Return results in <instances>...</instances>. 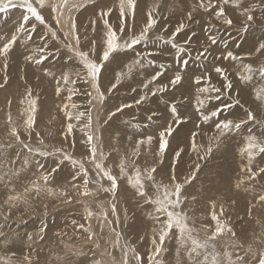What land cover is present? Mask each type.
Listing matches in <instances>:
<instances>
[{"label": "rangeland", "instance_id": "obj_1", "mask_svg": "<svg viewBox=\"0 0 264 264\" xmlns=\"http://www.w3.org/2000/svg\"><path fill=\"white\" fill-rule=\"evenodd\" d=\"M146 1L0 0V264H264V0Z\"/></svg>", "mask_w": 264, "mask_h": 264}, {"label": "bare ground", "instance_id": "obj_2", "mask_svg": "<svg viewBox=\"0 0 264 264\" xmlns=\"http://www.w3.org/2000/svg\"><path fill=\"white\" fill-rule=\"evenodd\" d=\"M53 0H49V2H51V3H53L52 2ZM109 1H111L112 2V0H109ZM117 1V3L118 4H121V1L122 0H116ZM154 0H149V2H153ZM47 2V1H46ZM146 2H148V0L146 1ZM148 2V6H150L151 4ZM168 2V1H167ZM104 3V2H103ZM66 4V3H65ZM65 7V6H64ZM138 7V6H137ZM172 7H174V2L172 3V6H170V8L172 9ZM60 8H61V6H60ZM143 8V7H142ZM58 9V8H57ZM138 9V8H137ZM58 12V11H57ZM61 20V19H60ZM69 21V20H68ZM63 24V23H62ZM67 26H69L68 27V30H67V35L68 36H74V33L76 34V32H75V24L74 23H72V24H70V23H68L67 24ZM64 27V26H63ZM78 39V38H77ZM124 41V40H123ZM75 44V46L77 47L78 46V42L76 41V42H74ZM80 49V48H79ZM83 53V52H82ZM80 54V53H79ZM82 55V54H81ZM84 55V54H83ZM82 55V56H83ZM154 55V54H153ZM86 59V58H85ZM84 59V60H85ZM34 67V66H33ZM219 67V66H218ZM41 67H39L38 69H40ZM63 72V71H62ZM34 76V75H33ZM32 80V79H31ZM30 81V80H29ZM36 81V80H35ZM99 81V80H98ZM91 82H93L92 80H91ZM102 82V81H101ZM94 83H96V82H94ZM104 83V82H103ZM102 84V83H101ZM94 86V85H93ZM15 116V115H14ZM18 118V117H17ZM38 120V119H37ZM9 121V120H8ZM74 126V125H73ZM50 130V129H49ZM177 134H180L179 132L177 133ZM203 135V134H202ZM181 136V135H180ZM182 137H183V135H182ZM178 138V137H177ZM183 140V139H182ZM181 140V141H182ZM185 141V140H184ZM115 142V141H114ZM198 142V141H197ZM120 143V142H119ZM122 144V143H121ZM186 144H188V143H186ZM118 145V144H117ZM131 145V144H130ZM132 146H134V144H132ZM230 149L231 148V146H230V144L229 143H226V144H224L223 145V147H222V149ZM132 149H134V147L133 148H130V150H129V153L132 151ZM138 149V148H137ZM136 151V150H135ZM134 151V152H135ZM125 153H123V155H124V157L123 158H125L126 157V159H128L129 157H127V155L126 154H129L127 151H124ZM116 154H117V152H115ZM122 153V152H121ZM131 154H132V152H131ZM145 155V154H144ZM237 155V154H236ZM146 156H148L149 158H150V160H151V156H150V154L149 155H147L146 154ZM113 158H115V156L113 157ZM141 158H146L145 156H141ZM116 159V158H115ZM112 161V160H111ZM128 161V160H127ZM137 161V160H136ZM123 163V162H122ZM128 164H130V163H128ZM136 165H137V163L133 166H129L128 165V168H135L136 167ZM125 166V165H124ZM139 167V166H138ZM126 169V168H125ZM136 169H137V167H136ZM109 170V169H108ZM114 170V169H113ZM131 170V169H130ZM130 170L128 169V171L127 172H130ZM112 171V170H111ZM120 171V170H119ZM118 171V172H119ZM134 171H136L135 169H134ZM138 171V170H137ZM141 171V170H140ZM143 171V170H142ZM125 173V172H124ZM120 174V173H119ZM118 174V175H119ZM123 175V174H122ZM127 175V174H126ZM129 175V174H128ZM160 179H162L163 181H164V183L165 184H167V185H170V181L168 180V178L166 177V175H160ZM162 183V182H161ZM147 184V183H146ZM166 185V186H167ZM55 194V193H54ZM196 198H193V199H189L188 201H187V203H189V208L188 209H190V208H194L195 206H197L199 203L198 202H202V201H204V200H208L209 199V196H207V195H205V198L204 197H201V196H198V193L196 194V196H195ZM201 198V199H200ZM197 211H199V210H197ZM201 213H203V211H200ZM125 244V243H124ZM131 256L132 255H130V259H131ZM154 258H156V257H154Z\"/></svg>", "mask_w": 264, "mask_h": 264}]
</instances>
